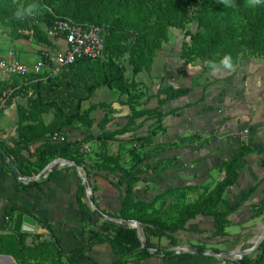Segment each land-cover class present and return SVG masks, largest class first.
Listing matches in <instances>:
<instances>
[{
	"label": "trees",
	"instance_id": "trees-1",
	"mask_svg": "<svg viewBox=\"0 0 264 264\" xmlns=\"http://www.w3.org/2000/svg\"><path fill=\"white\" fill-rule=\"evenodd\" d=\"M235 4L233 8H224L217 0H0V26L15 40L50 46L44 27H48L55 18L93 24L100 26L104 32L101 59L77 60L44 80L32 81V76H29L27 81L19 77L0 81V97L7 88H16L6 107L17 95L26 98L25 105L16 106L17 139L12 146L0 147L22 176H36L56 158L83 168L88 178L104 174L120 194L118 211L106 215L116 220L137 221L149 248L143 247L136 229L110 219H102L96 224L93 219L95 213L82 202L84 187L81 183L76 198L81 210L90 216L82 231L88 234L84 238V247L65 253L56 240H38L27 245L21 224L22 216L29 211L12 207L5 212L4 223L0 225V255L10 256L16 264H79L71 257L85 255L97 245L108 244L119 255L114 264L142 262L152 257L183 261L199 255L176 254L170 248L177 243L174 235L187 231L191 220L200 216L211 218L212 234L217 237L227 235L226 228L233 223L230 216L249 200L254 189L242 194L233 206L225 198L226 191L236 184L246 157L254 152L264 154V150H255L249 142L243 143L227 160L222 161L220 169L224 177L213 187L171 188L150 200L137 198L134 187L142 180L144 161L151 154L161 151L155 137L165 131L164 118L177 113L176 109L164 112L162 107L168 101L187 95L190 90L160 88L152 96L157 98L156 108L138 109L141 94L134 77L139 72L150 70L155 55L168 42L170 28L182 30L185 34L180 46V58L184 65L201 59L205 68L210 69L207 61L219 62L225 55L232 58L234 66L246 57L264 60V5L250 8L246 0H235ZM191 24L194 25L193 31L187 29ZM128 68L131 78L126 76ZM99 88L127 97L125 104L129 106L130 114L126 124L111 132L104 131L103 128L111 121L105 112L98 125L99 134L82 132L79 137H68L72 130L92 129L96 119L91 114L110 108L108 103H95L82 108V104ZM50 113L51 119L45 122L44 117ZM141 119L143 121L138 123ZM149 119L153 121L150 130L145 135H137L135 131ZM55 135L63 139L53 141ZM88 142L98 145L95 160L91 163H87V156L81 151ZM112 142H124L129 146L123 149L130 160L129 167L122 164L119 150L110 152ZM36 144L31 152V147ZM149 167L151 165L147 169ZM65 169L70 170L69 167ZM166 169L160 168L161 171ZM37 184L39 182L21 187L26 190ZM95 191L97 187L92 184V192ZM189 194H196L193 201L186 200ZM171 198H175V204L167 207L165 201ZM157 204L159 206L155 207ZM166 207L176 209V216L171 221L163 218ZM250 213V219L261 217L264 199L252 205ZM151 237L166 238L170 248H158L151 242ZM198 250L204 251V248L199 247ZM205 258L213 259L211 256ZM222 261V264H264V239L256 251L241 260ZM87 264L94 263L90 261Z\"/></svg>",
	"mask_w": 264,
	"mask_h": 264
},
{
	"label": "crops",
	"instance_id": "crops-1",
	"mask_svg": "<svg viewBox=\"0 0 264 264\" xmlns=\"http://www.w3.org/2000/svg\"><path fill=\"white\" fill-rule=\"evenodd\" d=\"M177 36V42L181 46L182 41L179 40V35ZM180 46L173 47L168 43L163 45L155 55L150 70L139 72L134 77L139 84L137 90L141 94V106L138 109L156 108L157 98L152 96L160 88L190 90L187 95L168 101L162 107L164 112L176 109L177 113L164 118L165 131L155 137V143L161 151L151 154L144 161L142 180L134 187V195L142 200H150L171 188L213 187L224 177L220 169L222 161L227 160L246 141L251 148L264 150V60L246 57L235 66L234 71L213 72L204 68L205 63L201 59L184 65L180 58ZM199 60L200 63H197ZM126 76L131 78L130 68ZM103 98L106 100L91 104L108 103L110 108L94 111L92 117L100 119L106 112L111 117L110 123L103 128L107 132L124 126L130 114L129 106L125 104L127 97L117 94L113 98ZM12 107L13 103L0 112V145L12 146L17 139L14 120L16 114ZM142 121L143 119L138 123ZM152 123V120H146L135 133L147 134ZM245 130L248 131L247 135L243 134ZM81 131L93 135L100 133L99 128ZM204 140L206 142L201 143ZM95 145V142L85 144L86 148H96ZM36 146L37 144L31 147V152ZM127 147L129 146L124 142H112L109 147L111 153L117 150L121 152L122 164L125 167L130 166V160L123 151ZM263 159L264 154L258 152L248 155L236 184L226 191L225 198L233 206L241 199L242 194L254 189L249 200L243 202L230 216L236 226L245 223L243 215L249 214L247 220H250V207L264 199ZM65 167L67 166L46 172L34 181L39 184L23 190L21 185L31 183L18 182L0 153V225L4 223L6 211L19 207L29 211V214L22 216L21 224L27 245H32L38 240H56L65 253L84 247V238L88 234L82 231L90 216L81 210L76 198L82 176ZM161 167L167 169L161 171ZM89 179L91 192L92 184L97 187V191L92 192V198H95L94 207L102 216L94 215L93 219L99 224L100 220L104 219L102 217H109L106 214H115L118 211L120 194L104 174ZM170 200L165 201L166 205L175 201L173 198ZM82 202L93 211L85 190ZM37 220L46 226L39 224ZM209 225L212 226V219L200 216L191 220L187 224V231L183 232H202ZM175 253L187 252L184 250ZM71 259L79 264H87L90 261L94 264H114L119 255L113 252L108 244H103L93 247L85 255L72 256ZM10 260L11 264H16L13 258ZM192 260L193 264H222L213 259H202L198 262L195 257ZM187 261L152 257L130 264H188Z\"/></svg>",
	"mask_w": 264,
	"mask_h": 264
},
{
	"label": "rangeland",
	"instance_id": "rangeland-1",
	"mask_svg": "<svg viewBox=\"0 0 264 264\" xmlns=\"http://www.w3.org/2000/svg\"><path fill=\"white\" fill-rule=\"evenodd\" d=\"M187 29L194 30V25H188ZM179 40L182 42L185 40V34L182 30L170 28L167 32L168 36V44L173 47H179L180 44L177 42L178 36ZM41 45H37L31 41H26L22 39H12L11 36L8 34V31L0 26V58H10L14 57L24 63L32 64L34 62H37L40 57V50ZM183 61V60H182ZM200 63V60L197 62ZM202 63V61H201ZM205 68V67H204ZM206 69V68H205ZM145 74H143L144 76ZM10 81V80H9ZM117 93L115 91L108 90L107 88H99L97 89L93 96L90 98L89 101H86L82 104V108H87L91 103L98 102L103 100V97L113 98L116 97ZM106 100V99H104ZM13 107L12 110L16 114V107L15 105L26 104V98H24L23 95H17L13 101ZM7 109V107L5 108ZM3 111V110H2ZM52 117V113L49 115H46L44 117L45 122H48ZM103 118L101 116L100 119L95 118L98 123L93 126V128H98V125L100 123V120ZM14 120L16 124V116L14 115ZM83 131L81 129H75L70 131L67 136L68 137H79V134H81ZM95 147H89V148H82L83 154L87 156V161L95 160L94 153L96 152L97 146ZM88 163V162H87ZM81 176H86L84 171L81 169ZM210 187V186H209ZM196 197V194H189V196L186 198L188 201H193ZM175 200V198H173ZM169 201H171L169 199ZM176 201V200H175ZM174 201V202H175ZM174 202H169L167 207ZM91 204V203H90ZM159 206V204L157 205ZM92 209H94L93 206H91ZM164 210L165 213H163V218L166 220L171 221L176 216V209L174 208H167ZM249 214L243 215V219L246 220L245 223L241 225H237L232 223L226 228L227 235L224 237H217L212 234L213 232V225L211 226V230L209 226L203 230L202 232H179L174 235L176 241H179L176 243V245L172 246L171 248L176 252H183L186 250V252L189 251H199V247H203L205 252H208L211 257H213L214 261H217V263H223L222 256H225L228 253H237V255H232L235 259H238L240 256L238 253H241L243 251H246L253 246L256 245L258 240L260 239L263 231H264V213L261 217L257 219H250L247 220ZM191 231V230H189ZM138 235L140 237V240L143 244H145V235L141 229V227H138ZM151 242L156 245L158 248H170L169 240L166 238H150ZM215 251H218V253H215ZM256 251V249L254 250ZM253 251V252H254ZM251 252L250 254H252ZM249 255V254H248ZM193 259V258H192ZM192 259L187 258L186 260L188 264H193L194 262ZM196 261H201L202 259H208L202 256L196 257ZM197 263V262H195ZM205 264H208L207 262Z\"/></svg>",
	"mask_w": 264,
	"mask_h": 264
},
{
	"label": "built area",
	"instance_id": "built-area-1",
	"mask_svg": "<svg viewBox=\"0 0 264 264\" xmlns=\"http://www.w3.org/2000/svg\"><path fill=\"white\" fill-rule=\"evenodd\" d=\"M44 32L51 45H41L37 62L29 64L14 57L0 58V81H9L14 77L27 81L29 76H32V81L44 80L55 76L63 67L77 60H98L103 56L104 32L100 26L78 24L69 18H55L48 27H44ZM15 89L9 87L2 93L0 110L7 106ZM243 134L247 135L248 131L245 130ZM57 138L59 137L55 135L52 140ZM62 139L63 137L59 138ZM246 143L247 141L244 144Z\"/></svg>",
	"mask_w": 264,
	"mask_h": 264
},
{
	"label": "water",
	"instance_id": "water-1",
	"mask_svg": "<svg viewBox=\"0 0 264 264\" xmlns=\"http://www.w3.org/2000/svg\"><path fill=\"white\" fill-rule=\"evenodd\" d=\"M0 153L3 157V159L7 162L8 164V167L10 168L11 172L14 174V176L16 177V179L18 180V182L20 183H32L36 180H38L39 178H41L43 176V174H45L46 172L48 171H52L56 168H59V167H62V166H67L71 169H73L74 171L80 173L81 172V167H78L76 166L73 162L71 161H68V160H65V159H62V158H56L52 161H50L46 167L39 173L37 174L36 176L34 177H22L19 172L17 171V169L15 168V166L12 164V162L10 161V159L7 157V155L4 153V151L0 148ZM81 174V173H80ZM82 184H83V187H84V190H85V193L91 203V205L94 207V202H93V198H92V192H91V181L90 179L87 177V176H84L82 177ZM93 212L95 213V215L101 217L102 215H100V212L94 207L93 209ZM104 219H110L112 221H115L116 223L122 225V226H125L127 228H130V229H136L137 231V235H138V227L140 226L139 223L135 220H116V219H113V218H106L105 216L102 217ZM142 229V228H141ZM139 237V235H138ZM140 239V237H139ZM264 239V231L260 237V239L258 240V242L256 243L255 246H253L252 248L246 250V251H243L241 253H238L239 254V258L238 259H235L232 255H237V253H228L226 254L225 256H222L221 259H231V260H241L244 256L250 254L251 252H253L255 249H257L260 245V243L263 241ZM141 241V240H140ZM142 243V241H141ZM143 244V243H142ZM143 247H145L146 249H149L147 247V245L143 244ZM154 250V249H153ZM187 253H190V254H195V255H199V256H202V257H209L210 254L208 252H205V251H189ZM11 258L9 256H5V255H0V263L1 264H11Z\"/></svg>",
	"mask_w": 264,
	"mask_h": 264
},
{
	"label": "clouds",
	"instance_id": "clouds-1",
	"mask_svg": "<svg viewBox=\"0 0 264 264\" xmlns=\"http://www.w3.org/2000/svg\"><path fill=\"white\" fill-rule=\"evenodd\" d=\"M224 8H233L236 6L235 0H217ZM247 6L250 8H256L257 6L264 5V0H246ZM209 68L213 71H234L235 66L232 63V58L228 55H225L219 62L214 60H209L206 62Z\"/></svg>",
	"mask_w": 264,
	"mask_h": 264
}]
</instances>
